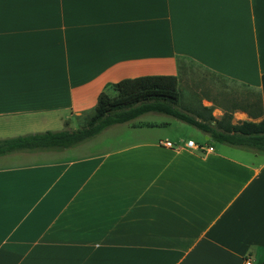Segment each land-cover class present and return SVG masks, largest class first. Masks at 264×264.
Returning <instances> with one entry per match:
<instances>
[{"label": "crops", "instance_id": "crops-1", "mask_svg": "<svg viewBox=\"0 0 264 264\" xmlns=\"http://www.w3.org/2000/svg\"><path fill=\"white\" fill-rule=\"evenodd\" d=\"M179 60L260 94L231 125L263 120L264 0H0V140L80 128L110 85ZM171 124L0 156V264H264V159L156 135Z\"/></svg>", "mask_w": 264, "mask_h": 264}, {"label": "trees", "instance_id": "trees-1", "mask_svg": "<svg viewBox=\"0 0 264 264\" xmlns=\"http://www.w3.org/2000/svg\"><path fill=\"white\" fill-rule=\"evenodd\" d=\"M264 105V74L261 77ZM96 99L92 113L77 130L46 131L0 140V156L19 151L63 150L78 146L109 127L130 123L146 114H161L193 126L211 141L233 147L253 149L264 154V120L231 125V113L217 120L210 108L183 106L177 109L181 93L174 75H149L122 79L110 85ZM108 87V88H109ZM264 108V107H263ZM253 118L262 115L261 106L254 107Z\"/></svg>", "mask_w": 264, "mask_h": 264}, {"label": "rangeland", "instance_id": "rangeland-1", "mask_svg": "<svg viewBox=\"0 0 264 264\" xmlns=\"http://www.w3.org/2000/svg\"><path fill=\"white\" fill-rule=\"evenodd\" d=\"M178 88L181 93V100L177 105V109H181L185 106H198L202 104V100L212 102V106L209 108L214 112L215 108L224 109V114L234 112L235 108H252L255 106H261L260 94H256L254 91L246 90L243 87L237 85L236 83L225 80L219 76L211 74L210 72L204 70L200 66L193 62L179 60L178 63ZM133 74H141L143 76L156 75L153 70L145 69L144 71L136 72ZM108 95L113 97L115 92L111 87L107 89ZM264 120V116H262ZM139 121H152V122H163L169 121L172 123L170 126L165 125L157 126V133L160 137L167 138L171 141L181 140L185 141L191 139L198 144H205L203 133L193 126L188 124H181L171 117L161 115V114H146L133 122L138 123ZM127 124V123H125ZM125 124H120L123 126ZM72 130H77L79 125L72 123ZM66 129L63 125L59 127L49 126L46 130L48 131H58ZM38 130V129H35ZM105 131V130H104ZM25 133H19V135H3L2 140L12 138V136H21ZM175 145V144H174ZM180 145V144H178ZM176 145V146H178ZM212 146L217 150H221L225 155L238 160L257 161L261 162L264 158L260 157L258 159L254 158V154L250 150H241L236 147H231L225 144H220L213 142Z\"/></svg>", "mask_w": 264, "mask_h": 264}, {"label": "built area", "instance_id": "built-area-1", "mask_svg": "<svg viewBox=\"0 0 264 264\" xmlns=\"http://www.w3.org/2000/svg\"><path fill=\"white\" fill-rule=\"evenodd\" d=\"M163 146L166 147V148H171V149H178L179 147L178 146H175L173 145V143L169 142V141H166L163 143ZM185 146L187 148H192V149H195V150H204V149H207L205 148L204 146L202 145H199V144H196L194 143L193 141L189 140L185 143ZM209 150H211V148H208ZM244 264H252V262L250 261V259H246L244 261Z\"/></svg>", "mask_w": 264, "mask_h": 264}]
</instances>
